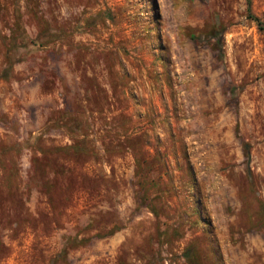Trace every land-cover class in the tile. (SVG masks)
Segmentation results:
<instances>
[{
  "label": "rangeland",
  "instance_id": "rangeland-1",
  "mask_svg": "<svg viewBox=\"0 0 264 264\" xmlns=\"http://www.w3.org/2000/svg\"><path fill=\"white\" fill-rule=\"evenodd\" d=\"M0 264H264L246 0H0Z\"/></svg>",
  "mask_w": 264,
  "mask_h": 264
},
{
  "label": "trees",
  "instance_id": "trees-1",
  "mask_svg": "<svg viewBox=\"0 0 264 264\" xmlns=\"http://www.w3.org/2000/svg\"><path fill=\"white\" fill-rule=\"evenodd\" d=\"M246 4H247V12H248V16L254 20L257 24V26L264 30V26H263V23L255 16L253 15V13L251 12V0H246Z\"/></svg>",
  "mask_w": 264,
  "mask_h": 264
}]
</instances>
